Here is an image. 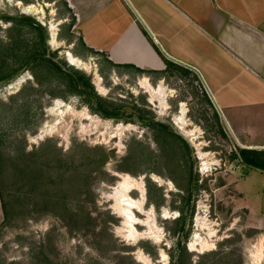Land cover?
I'll use <instances>...</instances> for the list:
<instances>
[{
  "label": "rangeland",
  "instance_id": "374dc122",
  "mask_svg": "<svg viewBox=\"0 0 264 264\" xmlns=\"http://www.w3.org/2000/svg\"><path fill=\"white\" fill-rule=\"evenodd\" d=\"M18 1L0 0V10L32 15L48 30L56 23L61 43L53 45L49 36L48 45L70 64L64 51L72 50L77 34L65 0H21L39 4L42 14ZM36 47L39 37L29 26L0 19V70L18 69ZM95 58L85 59L90 69L77 68L93 76L98 93L114 105L147 109L154 123L101 116L45 62L28 60L1 83L0 264H264V170L249 167L243 173L236 165H245L237 129L206 98L200 78L166 73L165 87L180 88L164 98L141 85L143 73L111 65L104 53ZM151 82L158 87L161 81ZM183 101L189 127L200 129V147L209 152L205 159L174 121ZM161 122L182 133L193 155ZM45 124L55 128L40 139ZM203 160L218 163L203 170ZM190 165L198 176L195 210L182 238L178 219ZM125 178L146 190L141 207L133 209L139 219L134 232L112 196ZM130 193L137 200L142 196L138 188ZM199 237L212 246L193 250L190 242Z\"/></svg>",
  "mask_w": 264,
  "mask_h": 264
},
{
  "label": "crops",
  "instance_id": "0c3cea01",
  "mask_svg": "<svg viewBox=\"0 0 264 264\" xmlns=\"http://www.w3.org/2000/svg\"><path fill=\"white\" fill-rule=\"evenodd\" d=\"M65 2L76 55L95 61L104 53L147 70L150 81L176 71L200 78L241 145L264 151V0ZM169 88L168 95L180 87Z\"/></svg>",
  "mask_w": 264,
  "mask_h": 264
},
{
  "label": "trees",
  "instance_id": "16d2710c",
  "mask_svg": "<svg viewBox=\"0 0 264 264\" xmlns=\"http://www.w3.org/2000/svg\"><path fill=\"white\" fill-rule=\"evenodd\" d=\"M66 3V2H65ZM0 19L4 21H12L15 23H23L26 26H29L39 37L40 47H36L31 52L24 55L25 61L22 65L11 71L10 73H5L3 70H0V84L4 83L5 81L9 80L17 72L23 68L24 66L28 65L29 61H37V62H45L54 72H57L61 78L62 83L67 85V87L79 94L86 103L98 114L105 118H112L116 120L124 119V120H138L142 124L152 125L154 123L153 117L148 114V110L142 107L137 106L133 103L131 106L119 104L114 105V103L108 101L103 96L98 93L95 83L93 82V76L84 72L82 69L75 67L73 64H68L64 61L61 57H59L58 51H52L48 45L49 42V30L47 26L43 25L36 17L32 15H28L25 13L16 14V15H9L7 13H3L0 10ZM72 52H74L72 50ZM75 53V52H74ZM29 60V61H28ZM108 62L115 66V67H131L139 71L140 73L148 72L145 69H141L139 67H135L132 65H120L114 63L112 60L108 59ZM68 61V60H67ZM69 62V61H68ZM169 66V65H168ZM183 73V72H182ZM184 74V73H183ZM202 92L205 94L206 98L209 99V94L207 90L202 88ZM212 103V101H209ZM213 104V103H212ZM213 106V105H212ZM128 114V115H127ZM135 115L137 119H135ZM214 116L217 120H219V112L217 109L214 111ZM162 129L171 130L174 134L183 142L184 147L187 150V153L191 156L193 155V147H191L190 143L185 139L182 133L178 132L177 130L172 128V125L161 122L159 124ZM264 151L257 150V149H249L246 147H241L239 151V158L240 160L249 167H255L258 169L264 170ZM189 183L186 188V192L183 196V206L180 209V215L178 222L180 223L179 226V236L184 238L187 236V229L190 227L192 220H193V211L195 210V200H193L194 195V187L197 185L198 176L195 175L193 171L192 165H190L189 171ZM2 199V206L4 213L7 202L3 196ZM180 238L179 244H181ZM184 248V246L182 247ZM175 264V263H174Z\"/></svg>",
  "mask_w": 264,
  "mask_h": 264
},
{
  "label": "bare ground",
  "instance_id": "6f19581e",
  "mask_svg": "<svg viewBox=\"0 0 264 264\" xmlns=\"http://www.w3.org/2000/svg\"><path fill=\"white\" fill-rule=\"evenodd\" d=\"M18 3L21 5V7L23 5L25 10L28 12H35V13L42 14L41 13L42 8L40 7L39 4H36V3L23 4V2L21 0H19ZM50 24H51L50 29H51V33H52L51 43L53 45L57 46V45H59V43H61L59 40V37L57 35L58 34L57 24L56 23H50ZM64 53L68 57L67 59H69L70 63L75 65L76 67H80L83 69H90L91 68L90 63H88L85 59L76 55L74 52H72V50L66 49L64 51ZM97 77H98V80H101L100 75H97ZM143 77H144V75H143ZM143 77L141 79V85L143 87H145L148 91L149 90L153 91L157 95L164 96V98L167 97L168 94L166 91H168V89L164 86L163 82H161L160 85L158 87H156L153 85V83L149 80V78L147 76H145L144 78ZM24 79H25L24 77L19 79L15 84L13 83L11 85V87H13L15 85L16 86L20 85L24 81ZM101 87L103 88L102 85H101ZM14 88H16V87H14ZM165 103L167 104V100H165ZM187 111H188L187 105L183 101L181 103V111L178 114L174 115V121L177 124V126L179 127V129H181L185 134L190 136L193 143L196 145V147H198L199 157L201 159H203V158L205 159V157L207 155H209V152L202 150L201 149L202 147H200V142L198 141V139L200 137V133H201L200 129L198 127H193V128L189 127L190 123H189V120L186 116ZM54 128H55V126H53V125H49V124L43 125V127L41 128L40 133L38 135V138L40 137V139H41L45 135L50 134L54 130ZM203 161H205V160H203ZM207 161H205L201 166L203 170H210L212 164L218 163V161H213V162H210V161L207 162ZM127 176H129V175H127ZM136 185H137V183L135 181L131 182V180L128 181V178H125L123 181H120L118 183V185L115 188L114 193L112 194V196L116 200V209H117L118 213L125 218L124 224L126 226L130 227V232H134L135 230H138V228L135 226V224L139 223V219L134 215L133 209H135L137 206L141 207V205L144 202V199L146 197L145 187L142 184L138 185V187ZM132 188H138L141 191L142 196L139 200L134 199L131 196L130 191ZM163 216H165V215H163ZM203 238L201 239L199 237V238H196L190 242V246L192 247L193 250H198L200 246H202L204 248L212 246V244H209L208 241L204 240Z\"/></svg>",
  "mask_w": 264,
  "mask_h": 264
},
{
  "label": "water",
  "instance_id": "95a60500",
  "mask_svg": "<svg viewBox=\"0 0 264 264\" xmlns=\"http://www.w3.org/2000/svg\"><path fill=\"white\" fill-rule=\"evenodd\" d=\"M42 22V24H45L43 21H41ZM50 30V29H49ZM50 33V37L52 36V33L51 32H49ZM68 58V57H67ZM69 60V59H68ZM70 62V61H69ZM180 111V110H179ZM236 165L238 166V167H240V169H241V171L243 172V173H247L248 171H249V168L247 167V166H245V165H241L240 166V163L238 162V161H236Z\"/></svg>",
  "mask_w": 264,
  "mask_h": 264
}]
</instances>
